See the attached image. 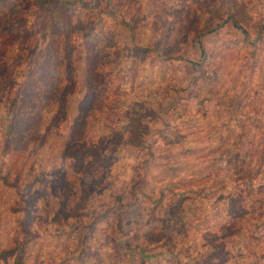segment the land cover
<instances>
[{
    "label": "rangeland",
    "instance_id": "obj_1",
    "mask_svg": "<svg viewBox=\"0 0 264 264\" xmlns=\"http://www.w3.org/2000/svg\"><path fill=\"white\" fill-rule=\"evenodd\" d=\"M59 1L0 0V264H264V0Z\"/></svg>",
    "mask_w": 264,
    "mask_h": 264
},
{
    "label": "trees",
    "instance_id": "obj_2",
    "mask_svg": "<svg viewBox=\"0 0 264 264\" xmlns=\"http://www.w3.org/2000/svg\"><path fill=\"white\" fill-rule=\"evenodd\" d=\"M36 4L39 8V10L41 11V13L44 16H48L52 19V24L50 25V30L52 31L53 34H58V33H62V34H69L72 31H74L76 29V26L71 25L68 21H66V16H65V11L68 9V6H70V4H68L67 2H63V1H56V0H35ZM21 29V22L20 21H15L10 19V16L7 12V10L5 9V7L0 3V37L2 38H8L11 33L18 31ZM213 30V29H212ZM86 42H91V43H95L96 45L93 46V50H89V58L91 60V56H100L101 54H103L104 51H106L105 49H108L109 47H113L114 46V42L112 41V37H108V38H95L94 35H87L85 38ZM119 42V41H118ZM117 42V44H118ZM246 43H250L249 41H247ZM6 53V49L4 48L2 50V52L0 53V63H2L3 59H4V55ZM88 64L90 65V70H92L95 66V64L92 62V60L89 62ZM96 69V66H95ZM89 83V97L90 94H92L93 92L95 93V86H94V82H88ZM66 92V91H64ZM87 115H81L77 117L76 119V127L74 128L75 131L77 132V126H81L84 125L86 123L87 120ZM240 122V120H238ZM75 123V124H76ZM259 128L261 129V126H259ZM259 131V130H258ZM76 132H74V136L76 135ZM155 133L159 134L160 137H163L165 139H168L169 137L167 135H165V133L163 131H156ZM259 137V134H258ZM261 140V139H260ZM258 139V141H260ZM260 143V142H259ZM253 144V143H252ZM99 150L97 149H92L89 151V153H87V151L85 152H75V151H67L66 152V156H70V157H76V158H81L86 156L87 154H98ZM259 155V157H261V161H262V154H260V152L257 154V156ZM154 160V159H153ZM153 160H149L146 165H144V168L142 169V171H146V172H151L153 170L156 169V167L154 168H150L152 167V164L155 163ZM260 160V158H259ZM100 162L103 164H106L107 161H101ZM244 163V162H243ZM251 165L252 163H250V161H248L247 163V167L242 169V179L244 180L245 185H249V183L252 181V179H254L255 174L254 172L251 170ZM150 166V167H149ZM139 179H142V175L139 174ZM135 192L132 193V198H135V193L136 191L138 192L139 190H137L136 188H134ZM119 204L118 207H120V211L118 213V215L121 217V219L124 217V215L128 214L131 212V210L137 205V203L135 201L131 202V201H126L124 200V196L121 197L119 200ZM256 205L251 204L250 209H255ZM260 207H264V203L260 206ZM239 208L241 209V212L238 213L234 210H229L228 214L231 217H236L238 219H242L245 214V207L244 206H239ZM260 214L257 216V223L252 225V228L254 229L253 232V239L255 241L261 242L263 241L264 238V212L261 213L260 211H258ZM112 213V211L108 212L107 214H105L104 216H102V220H106L108 219V217L110 216V214ZM14 252H16V249H11V250H6L3 253L7 254V255H11Z\"/></svg>",
    "mask_w": 264,
    "mask_h": 264
}]
</instances>
